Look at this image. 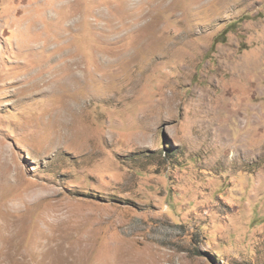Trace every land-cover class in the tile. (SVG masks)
I'll list each match as a JSON object with an SVG mask.
<instances>
[{
    "label": "rangeland",
    "instance_id": "374dc122",
    "mask_svg": "<svg viewBox=\"0 0 264 264\" xmlns=\"http://www.w3.org/2000/svg\"><path fill=\"white\" fill-rule=\"evenodd\" d=\"M0 264H264V0H0Z\"/></svg>",
    "mask_w": 264,
    "mask_h": 264
},
{
    "label": "bare ground",
    "instance_id": "6f19581e",
    "mask_svg": "<svg viewBox=\"0 0 264 264\" xmlns=\"http://www.w3.org/2000/svg\"><path fill=\"white\" fill-rule=\"evenodd\" d=\"M159 1V0H158ZM163 1V0H162ZM161 2V1H160ZM143 15V14H142ZM145 16V15H144ZM140 17V16H139ZM140 18H142V17H140ZM146 18V17H145ZM137 20V19H136ZM146 20V19H145ZM137 21H139V20H137ZM70 66H71V68H72V71H73V73H75V71L76 70H78V68L80 67V62L79 61H72L71 63H70ZM75 75V74H74ZM76 76V75H75ZM74 76V77H75ZM44 87V86H43ZM43 87H41V88H43ZM21 88V87H20Z\"/></svg>",
    "mask_w": 264,
    "mask_h": 264
}]
</instances>
